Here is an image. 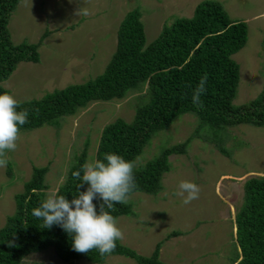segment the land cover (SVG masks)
Here are the masks:
<instances>
[{
  "label": "rangeland",
  "instance_id": "1",
  "mask_svg": "<svg viewBox=\"0 0 264 264\" xmlns=\"http://www.w3.org/2000/svg\"><path fill=\"white\" fill-rule=\"evenodd\" d=\"M202 1L21 0L8 22L13 43H37L48 32L38 47L39 61L20 62L0 85L23 102L85 82L104 71L116 49L119 24L129 10L141 11L149 44L164 25L191 17ZM214 1L222 4L232 20L248 26L245 46L232 56L240 73L232 103L239 106L256 97L264 83V0ZM145 99L143 86L122 99L94 101L51 124L19 130L17 149L7 153L8 164L0 168V228L14 213V195L31 177L33 166H48L47 198L56 192L84 147L86 162L94 161L103 126L118 117L131 121ZM188 139L185 154L169 156L170 170L163 174L157 193L130 194L127 203L133 213L115 218L123 232L119 241L147 257L160 243L163 264H232L240 254L234 216L244 201L243 184L248 177L264 175V126L242 123L217 128L192 113H183L152 135L134 160V168ZM185 180L200 188L199 198L188 205L175 195L179 182ZM172 232L177 234L169 236ZM23 262L92 264L85 260L64 262L53 248L29 253ZM103 264L138 263L131 257L110 254Z\"/></svg>",
  "mask_w": 264,
  "mask_h": 264
},
{
  "label": "trees",
  "instance_id": "2",
  "mask_svg": "<svg viewBox=\"0 0 264 264\" xmlns=\"http://www.w3.org/2000/svg\"><path fill=\"white\" fill-rule=\"evenodd\" d=\"M21 0H0V82L5 81L20 62H38L37 43H13L8 28L9 18ZM248 26L232 20L218 1L198 3L191 17L176 18L164 25L157 37L146 44L141 11L129 10L117 30L116 49L104 71L82 83L69 84L45 94L42 98L18 102L17 111H29L28 123L19 130H31L55 119L74 115L94 101L122 99L130 90L146 86V99L138 105L131 121L118 117L106 123L100 133L95 160H103L106 153H114L134 162L154 133L168 127L180 114L192 113L212 127L250 124L264 126V83L256 97L239 106L232 101L239 84V64L233 55L247 42ZM207 74V91L201 96L202 107L193 105L192 92L202 76ZM9 90L0 85V94ZM190 139L164 149L142 167L134 168L138 185L132 193L155 194L161 189V179L170 170L169 156L185 154ZM87 148L69 166L64 180L56 190L69 201L85 191L78 189L80 180L73 177L87 161ZM74 160V159H73ZM72 160V161H73ZM71 162V160H70ZM48 166H33L31 177L23 189L14 195L15 211L0 228V264H24V257L33 252L53 248L64 262L85 260L103 264L98 250L78 253L72 249L71 237L58 225L43 228V221L32 216L33 208L46 199L48 185L45 175ZM83 172L81 171V176ZM131 193V194H132ZM244 201L234 217L235 235L240 254L236 264H264V175L248 177L243 184ZM102 201L94 199L99 212ZM117 218L132 214L131 205L115 204L108 210ZM177 234L172 232L169 234ZM12 247L7 241H13ZM112 255L131 257L138 264H163L159 260L160 243L147 257L138 254L118 240ZM33 264H43L36 262Z\"/></svg>",
  "mask_w": 264,
  "mask_h": 264
},
{
  "label": "clouds",
  "instance_id": "3",
  "mask_svg": "<svg viewBox=\"0 0 264 264\" xmlns=\"http://www.w3.org/2000/svg\"><path fill=\"white\" fill-rule=\"evenodd\" d=\"M83 11L87 15V10ZM78 12V13H79ZM207 74L202 76L192 92L193 105L202 107L201 96L207 91ZM18 101L13 95L0 94V168L8 164V152L17 149L19 126L28 123L29 111H17ZM134 164L114 153H106L103 160L86 162L81 171H74L73 177L80 180L78 189L88 185L85 191L69 201L64 195L55 192L42 200L38 207L32 209L33 217L42 220L43 228L61 227L72 239V249L78 253H88L96 249L101 257L115 251L118 240L123 239V232L117 227L116 219L108 210H114L115 204H126L130 194L138 185L134 177ZM200 188L190 181L178 184L176 196L184 205L199 198ZM94 199L102 201L99 212ZM8 246L14 245L7 241Z\"/></svg>",
  "mask_w": 264,
  "mask_h": 264
},
{
  "label": "crops",
  "instance_id": "4",
  "mask_svg": "<svg viewBox=\"0 0 264 264\" xmlns=\"http://www.w3.org/2000/svg\"><path fill=\"white\" fill-rule=\"evenodd\" d=\"M235 217V216H234ZM234 226H235V223H234ZM232 264H235V263H232Z\"/></svg>",
  "mask_w": 264,
  "mask_h": 264
}]
</instances>
